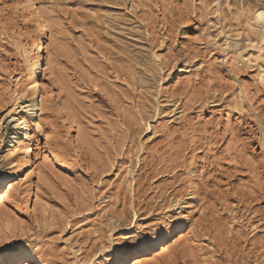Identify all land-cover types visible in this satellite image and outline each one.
Instances as JSON below:
<instances>
[{"label":"rangeland","instance_id":"374dc122","mask_svg":"<svg viewBox=\"0 0 264 264\" xmlns=\"http://www.w3.org/2000/svg\"><path fill=\"white\" fill-rule=\"evenodd\" d=\"M41 1L53 34L40 81L48 98L40 119L45 132H33L32 157L39 177L31 194L24 185L4 203L0 237L11 241V247L36 249L39 264H125L136 245L159 238L168 251L153 264H196L195 256L212 250L213 242L217 250L227 242L223 251L226 258L231 254L230 264H237V258L245 264L244 248L252 264H264V111L258 103L253 107L260 94L259 73L246 76L248 68L241 71L232 64L228 72L239 84L236 89L223 84L218 67L223 53H216L214 46L208 52V43L199 39L205 34L190 23L189 10L176 0L174 9L159 14L133 7L146 0ZM185 2L191 6L192 0ZM251 3L258 21L264 0ZM6 14L30 21L24 25L21 19L22 28L30 26L32 32L17 33L11 45L15 55L0 53L9 61L0 66L24 76V52L33 56L39 34L22 0H0V19ZM249 51L258 54V48ZM206 55L217 58L209 63ZM177 63L180 67L174 70ZM251 63H258L255 57ZM223 89L236 95L229 99ZM16 90L0 89V103L5 96L14 100ZM168 109L169 117L157 120L156 114ZM150 129L158 134L141 143L142 136H151ZM130 132L135 135L128 154L112 151L110 157L113 147L124 148ZM109 159L119 162L123 176L118 172L108 179L113 171ZM8 164L0 159V175L10 172ZM127 170H132L131 178ZM61 198L70 200L75 211L69 212ZM182 203L192 208L187 211L191 226L171 244L167 236H175ZM60 232L64 235L59 240L48 238ZM124 233L132 234V240L124 243ZM241 233L244 239L236 250ZM208 236L210 241L205 240ZM0 247L7 251L10 246Z\"/></svg>","mask_w":264,"mask_h":264},{"label":"snow or ice","instance_id":"6c2138e0","mask_svg":"<svg viewBox=\"0 0 264 264\" xmlns=\"http://www.w3.org/2000/svg\"><path fill=\"white\" fill-rule=\"evenodd\" d=\"M176 4H179L181 8H187L189 10V21L190 23L195 24L198 30L205 34L204 37L199 38L201 43H208V52H213V46L216 53H223V56L219 57L220 64L218 65L220 72L221 81L225 85H229L231 88L236 89L239 80L234 79L232 73L228 72V69L235 64L241 71L245 68H248L249 71L245 73L246 76H256L259 73V79L256 84V91H259L260 94L257 99L253 102V107L258 103L260 104L261 111H264V12L259 13V20L253 19V14L251 8L253 7L251 0H248L247 6L245 5V0H192L191 6L185 2V0H176ZM176 4L172 3V0H156L153 3V0H146V3H142L136 7H142L147 11L154 12L159 14L161 10L165 13L176 7ZM25 11H27V5L24 6ZM21 19L24 25H29L30 21L27 16H24L20 19L9 18L7 14L4 19H0V53L5 56H14L15 52L11 45L15 43L16 35L19 31L32 32V28L29 26L27 28H22ZM198 22V23H197ZM255 38V40H253ZM245 40L247 41V47H245ZM179 48V45L176 46ZM162 49H167V44H161ZM258 48V54L256 50ZM203 51V49H201ZM42 55V53H41ZM255 57L258 63L252 64L251 59ZM209 60V63L212 62V59L217 58L213 56L209 58L207 55L205 57ZM157 59L160 60L161 56L158 55ZM248 61L247 64H241L240 61ZM231 61V62H230ZM0 64L8 65L9 61L4 59V56H0ZM42 66V65H41ZM174 70L180 67V64L172 66ZM196 67H200L199 61H197ZM205 70H208V65L203 66ZM212 69L211 71H215ZM0 89H5L11 91L13 88H18L19 73L13 70L10 66L3 67L0 66ZM9 73L12 74V79L9 80ZM16 81L17 83H13ZM251 85V80L248 81ZM29 90L24 91L20 89L16 92V99L8 101L5 96L4 103H0V159L9 160L10 164L14 163L11 158H19V154L27 152L33 153L34 149L32 146L18 147L15 142L11 148L8 147L9 138L12 136L16 137L17 141H21L27 144V141L24 139L25 136H31L33 132L36 134H41L45 132L43 125L41 123H36L34 117H29L27 115H22V112L30 113L32 109L27 108V99H32L31 89L36 88L37 92L39 91V86L35 83H30L26 86ZM99 91V89H97ZM223 94L225 97L231 99L232 96L236 95V91L229 93L228 89H223ZM256 91H253L251 95H256ZM240 98H244V93L241 91ZM45 97H41L39 94L34 98L33 102L38 104L43 103ZM219 99V95L217 96ZM227 103V101H225ZM231 106L229 105V108ZM38 114V113H37ZM148 117L151 118L153 113L148 112ZM170 109L164 110L161 113L156 114L157 120L161 117H169ZM144 116L142 115L139 118V123H143ZM34 124V128H33ZM150 131L148 135H150ZM135 133H129L127 138L124 141V148L113 147L109 155L111 157V152L115 151L118 156H124L128 154L127 145L129 141L133 139ZM39 138V135L38 137ZM51 140V137H48ZM148 136L141 137V143H143ZM35 142V141H33ZM42 143V140H41ZM114 144V141H113ZM6 150V154H5ZM103 151V149H101ZM29 158H31L29 156ZM126 163V162H125ZM109 164L113 167V171L109 175L108 179L111 180L112 177H115L119 172L123 176V172L120 170L119 162L109 159ZM5 178L0 176V193L4 191V187L7 185L4 183ZM103 182V181H102ZM119 183V179L116 181ZM105 189H99V192L103 193ZM209 191H214L213 188L209 187ZM223 191V189H221ZM79 202V201H78ZM3 202L0 201V204ZM60 203L67 205L69 212H74L70 200L61 198ZM61 220H64L63 215L60 216ZM79 223V221H77ZM40 227L39 222L37 221V228ZM59 227V225H57ZM72 227L71 220L68 223V230L70 231ZM45 228H48V225L45 224ZM235 231V229H233ZM63 232H60L57 235L49 236V239L59 240L63 236ZM66 238V237H65ZM211 236L205 237L206 241H210ZM244 239V234L241 233V242L236 243L233 247L238 250L241 247V243ZM7 243L10 247L7 249L9 257L11 258V264H38L31 258V252L27 248H15L11 247V241H6L5 238L0 237V245ZM227 242H222L219 250L216 249V242L212 243V250L205 248L202 252L198 253L195 256L196 264H230L231 254L225 257L223 247L226 246ZM115 250V249H114ZM6 251L5 247H0V258L3 257L4 252ZM248 249L244 248L241 255H245L247 258L245 264H252L250 257L247 255ZM260 255L264 256V244L261 245ZM70 264V262H69ZM98 264V261L95 262ZM237 264H240L239 258H237ZM258 264L260 262L258 261Z\"/></svg>","mask_w":264,"mask_h":264},{"label":"bare ground","instance_id":"6f19581e","mask_svg":"<svg viewBox=\"0 0 264 264\" xmlns=\"http://www.w3.org/2000/svg\"><path fill=\"white\" fill-rule=\"evenodd\" d=\"M22 1H23L24 6L27 5V14L32 18V21L36 27V31L39 34V38L37 39L36 42H34L35 44L33 43V56H27L28 51L24 52L27 75L19 76L18 88L15 91L14 99H16V92L19 91L20 89H23L24 91H28L29 89L26 87L27 85H29L30 83L37 84L39 86V91L37 92L36 88H32L30 90L32 99L26 98L27 99L26 107L32 109V111L30 113H25V112H22V113H24L25 115L29 117H34L36 123H41V120H40L41 115L44 113L43 110H44L45 105L48 103V98L46 96L47 94L45 90L42 88V83H40V81H41V78H44L46 70H47V66L49 64L47 55H50L48 53L49 43L51 42L50 40H51L53 32L51 29L52 27L50 24V20L48 19L44 11V6L42 4V1L41 0H22ZM37 94H39L41 97H45V99L43 100V103L40 104L39 107L37 103L33 102ZM237 101L238 100H236V102ZM72 125H74V123L71 122V128H72ZM33 128H34V124H33ZM150 132H151V136L148 137V140L151 141V139L154 136H156L158 132L155 129L154 131L150 129ZM24 139L27 141V144L21 141H17L16 137L12 136L9 138L8 147L11 148L13 146V142H15L16 146L18 147H26L29 145L33 147L34 145L33 134L31 136H25ZM5 154H6V150H5ZM29 156L31 158H29ZM32 156H34L33 153L30 154V153L24 152V153L19 154V158H11V160L14 163V166L13 164H10L9 162L8 165H9L10 172L7 171L9 173L0 175L5 178L4 183L7 185L6 187H4V191L0 193V201L3 202L2 204H0V214L3 211L2 207L4 206V203L12 197L15 198V196L17 195L16 193L20 192L22 186L26 185L27 187L26 192L31 194V188H32L31 186L33 184V180L36 179L39 174V170H38L39 168L37 167L38 165L35 163L34 161L35 159ZM35 158H36V155H35ZM127 171H128V177L131 178V176H133L132 170H127ZM128 188L130 191H132L130 185H128ZM181 206H184V208H180V205L177 207V209H179L180 211H178L176 215L180 218L178 219L177 224L175 225V236L173 234L167 236V240L171 244L175 243L177 240L181 238H184V235H185L184 233L187 232V230L191 226V220L187 215V211L192 210V208L189 207L187 203H182ZM2 215L5 216V214H1L0 216ZM112 231L113 230H110V232ZM127 235H128L127 233H124L121 236L122 237L121 239L124 243L125 242L127 243L128 241L132 240V237H133L132 234L129 236ZM161 241L162 240L159 238V239H154L150 242L144 241L136 245L132 249L133 252H131V254L127 256L128 258H125L124 261L126 262L129 259L131 260L125 264H153L157 256H159L161 253L168 251L166 250L167 249L166 246L165 248L164 246H161ZM20 247L29 249V251L31 252V258H34V260L38 262V257H37L38 252L36 251L35 248H34L35 250H33V248H30L29 246H22V245H17L15 248H20ZM148 247H150L151 254H148L149 252ZM121 248H123V246H118V249H121ZM167 258L168 256L166 257V259ZM3 262H7L6 264H11V258L9 257L8 251L4 252L3 257L0 258V264ZM111 264H119V262H112Z\"/></svg>","mask_w":264,"mask_h":264}]
</instances>
